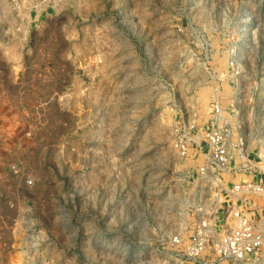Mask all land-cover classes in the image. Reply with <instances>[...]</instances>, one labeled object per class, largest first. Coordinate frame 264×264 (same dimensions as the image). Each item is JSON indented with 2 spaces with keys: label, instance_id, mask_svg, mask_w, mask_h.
Instances as JSON below:
<instances>
[{
  "label": "rangeland",
  "instance_id": "1",
  "mask_svg": "<svg viewBox=\"0 0 264 264\" xmlns=\"http://www.w3.org/2000/svg\"><path fill=\"white\" fill-rule=\"evenodd\" d=\"M0 82L14 264H237L213 243L232 186L264 184V0H0ZM216 104L247 156L202 173Z\"/></svg>",
  "mask_w": 264,
  "mask_h": 264
},
{
  "label": "built area",
  "instance_id": "2",
  "mask_svg": "<svg viewBox=\"0 0 264 264\" xmlns=\"http://www.w3.org/2000/svg\"><path fill=\"white\" fill-rule=\"evenodd\" d=\"M216 121L208 131V165L201 167L202 173L210 168L225 170L230 161V151L236 150L244 159L247 156V140L243 135L232 140L229 124H222L221 107L216 104ZM230 192L234 198L231 214L234 223L213 243V252L218 262L232 261L237 264H264V204L252 199L254 194L264 193V184L248 180L235 183ZM209 235L198 231L191 238L188 252L199 257L206 249ZM176 243H181L180 235L174 236ZM3 252L0 249V264Z\"/></svg>",
  "mask_w": 264,
  "mask_h": 264
},
{
  "label": "crops",
  "instance_id": "3",
  "mask_svg": "<svg viewBox=\"0 0 264 264\" xmlns=\"http://www.w3.org/2000/svg\"><path fill=\"white\" fill-rule=\"evenodd\" d=\"M13 107L9 85L0 82V248L4 252V260L6 258L9 261L13 260L11 264H14L17 247L21 246L17 241L19 236L13 234L11 228L15 217L20 213V211L18 212L19 208L21 207L22 209L23 205H25V202L15 199L11 200L10 193L12 188L6 186L2 180L4 175L8 174L9 162L19 158V155L23 152L21 148L19 149L22 143L21 139L11 133V125L16 122L12 118L16 119L18 113ZM17 121L19 122V120ZM16 132L17 130L14 131V134H20V132ZM10 255H12V258H10ZM6 264H9V262L6 261Z\"/></svg>",
  "mask_w": 264,
  "mask_h": 264
},
{
  "label": "bare ground",
  "instance_id": "4",
  "mask_svg": "<svg viewBox=\"0 0 264 264\" xmlns=\"http://www.w3.org/2000/svg\"><path fill=\"white\" fill-rule=\"evenodd\" d=\"M263 139H264V138H263ZM263 139H262V140H263ZM262 140H261V141H262ZM263 149H264V147H263ZM263 151H264V150H263ZM262 154H263V152H262ZM260 155H261V154H260Z\"/></svg>",
  "mask_w": 264,
  "mask_h": 264
}]
</instances>
